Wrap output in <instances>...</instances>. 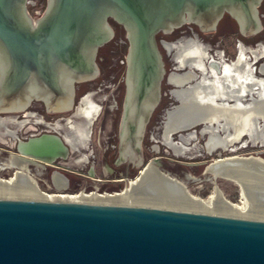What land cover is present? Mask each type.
<instances>
[{
    "label": "water",
    "instance_id": "water-1",
    "mask_svg": "<svg viewBox=\"0 0 264 264\" xmlns=\"http://www.w3.org/2000/svg\"><path fill=\"white\" fill-rule=\"evenodd\" d=\"M262 1L47 0L33 21L26 0H0V108L19 103L26 109L33 102L46 109L73 107L76 85L98 73L97 53L113 38V21L128 43L120 150L131 146L139 153L165 75L156 35L185 23L212 32L225 14L242 33L254 34ZM43 136L52 137L55 156L56 146L64 159L69 156L58 135L21 142ZM21 142L16 155H35L20 149ZM0 264H264V220L0 198Z\"/></svg>",
    "mask_w": 264,
    "mask_h": 264
},
{
    "label": "bare ground",
    "instance_id": "bare-ground-1",
    "mask_svg": "<svg viewBox=\"0 0 264 264\" xmlns=\"http://www.w3.org/2000/svg\"><path fill=\"white\" fill-rule=\"evenodd\" d=\"M163 46L177 68L187 71L174 72L168 78L176 87L171 94L178 105L166 111L162 133L153 140L177 158H193L199 149L208 155L215 154L217 158L205 167L203 179L190 173L180 178L164 170L159 158H152L120 192L49 195L41 191L30 174V166L41 174L44 166L38 160L50 165L55 160L64 161L68 156L64 159L57 146L54 155L55 148L49 142L52 137L43 136L30 143H22L18 139V131L29 124L45 126L56 133L65 128L61 138L69 151L86 149L91 127L100 113V105L93 100L95 93L89 92L81 98L73 115L63 124L59 121L49 124L32 111L24 109L23 104L0 108L11 111L5 116L0 115V142H4L5 137L10 138L11 141L21 142L20 149L25 148L35 154L11 153L3 158L0 150V171H14L10 178H0V198L139 205L264 220V158L222 156L234 153L247 143L264 146V62L258 68L261 76L254 74L253 64L254 61L264 60V42L252 47L239 45L237 55L231 61H226L221 51L211 52L209 46L195 36L172 43L164 42ZM72 108L71 105L64 110L53 107L48 108L47 112L62 113ZM15 113L24 114L17 117ZM197 127L200 129L196 130ZM174 135H177L176 139ZM198 136L206 137L201 148L197 144ZM152 150L157 153L159 147L153 146ZM87 161L88 154L81 151L75 164L83 166ZM118 161H129L139 166L141 154L131 146L122 147ZM105 171L110 169L105 168ZM217 178L228 180L238 187L239 203L225 198ZM53 180L58 190L66 189L67 180L62 174L54 173ZM202 181H208L213 186L205 199L193 195L188 188L189 183Z\"/></svg>",
    "mask_w": 264,
    "mask_h": 264
},
{
    "label": "rangeland",
    "instance_id": "rangeland-1",
    "mask_svg": "<svg viewBox=\"0 0 264 264\" xmlns=\"http://www.w3.org/2000/svg\"><path fill=\"white\" fill-rule=\"evenodd\" d=\"M46 6L47 0H26V10L33 21L39 19L44 14ZM260 13H264V11ZM233 29H235V27ZM113 31V38L105 45H103L98 51L99 61L97 65L99 68V72L94 78L82 84L85 85L86 91L87 89L90 90L89 92H95L97 89H100V91L93 96V100L97 104L103 106L100 117L94 123L93 136L91 141L88 142L89 148L86 152L84 151V153L88 154L89 162L87 164H83V166L76 165L73 162L77 159V157H79V155H77V153L70 152L66 160H58L53 164H50L49 166H45L42 169L41 174L36 173L35 168L33 166H30V174L34 177L39 189L46 194H77L79 192L89 193L93 191H96L100 194L120 192L126 187L127 183L130 180L134 179L138 175L142 166L152 158H159L164 170L180 178H182L186 173H190L195 177H200L203 179V172L205 167L217 158L216 155H207L201 149H199V152L195 153L193 158H177L173 156L169 151H167L166 148H164V146H162L159 142H155L153 140V137L158 139L162 133V126L163 121L165 120L164 118L166 111L178 105L176 100L169 95V90H172L173 87H170L166 84L167 75L165 74L161 82L159 99L160 102L154 109L149 122L145 127L143 135L144 138L141 151L144 158V164L141 167H134L132 169V165L126 162L121 166L123 167L124 172L122 182L114 183L112 181H105L107 180V178H111V176H105V174L107 175L108 173L105 172V168L107 167V165L106 163H104V157H102V149L105 145L110 146L111 144H114L111 139L113 134L116 133L117 130L116 119L122 114V104L126 92V88L124 87L123 94H121L119 90H117V87L119 84H123L125 86L128 43L125 37V32L121 27H118L117 30L113 28ZM194 32L197 33V30H194ZM186 36H190L189 33H187ZM237 36V34L231 33L225 36H215V34L203 35L199 33V39L204 45H208L212 51L224 50L226 56L229 59H233L236 55ZM258 40H264V37H262L261 39L259 38ZM158 48L162 56L165 72L167 74L170 71L174 72L172 68L173 66L175 67V65H172L169 57L166 56V53L161 49L159 44ZM255 68L257 71L258 64H255ZM181 72L183 71H179V73ZM255 75L259 76L257 72L255 73ZM82 97V95L75 96L73 108L62 113L55 114L47 112V109L41 102L31 103V105L26 108V110L32 111L37 117L43 118L45 122L49 124H54L57 120H59V123L63 124L65 119H68L74 113L75 108L78 106ZM15 114L23 115L24 113ZM100 127L102 130V141L101 145L98 146L96 144V140L98 139L97 132ZM196 130H199V128L197 127ZM65 131L66 129L64 128L60 131H57L58 133H56L45 126L29 124L18 131V139L22 142H26L30 138H37L44 134L58 135L61 137ZM108 137H110V140H108L107 143H103V141H105V139H107ZM205 139L206 137L198 136L197 144L199 148L204 145ZM243 140L247 142L246 138H243ZM3 141L4 142H0L1 157L6 158L11 153H17L16 148L18 141H11V139L7 137H5ZM156 145L159 147V151L157 153L152 150L153 146ZM233 155L255 156L264 158V147H259V145L252 146L251 144L247 143L245 147L236 150L234 153L222 154V156ZM112 168L113 166H111L110 169ZM56 171L62 173L69 180V185H67V188L65 190H58L56 188L55 182L53 180V176ZM13 172L14 171L12 169L2 170L0 171V178L8 179L13 175ZM130 172H133V175H125L126 173L129 174ZM95 179L101 181L98 182ZM217 183L227 200L233 203L240 202L239 189L234 183L220 178H217ZM212 187V184L208 181H202L200 183H189L188 185L189 191L193 195H197L203 199L207 198L210 195ZM225 216L237 217L235 215Z\"/></svg>",
    "mask_w": 264,
    "mask_h": 264
},
{
    "label": "flooded vegetation",
    "instance_id": "flooded-vegetation-1",
    "mask_svg": "<svg viewBox=\"0 0 264 264\" xmlns=\"http://www.w3.org/2000/svg\"><path fill=\"white\" fill-rule=\"evenodd\" d=\"M264 11V0L262 1V3L260 4V6L258 7V16H259V19H260V24H261V27L260 29L254 33V34H251V35H245L244 33H242L237 25V23L227 14H225L221 19L220 21L217 23V26H216V29L212 32H203V31H200L198 29L197 26L193 25V24H190V23H185L183 25H181L180 27L172 30L171 32L169 33H163V32H159L157 35H156V40H157V43L160 45L161 49L166 53L165 51V48L163 46V43L166 42V43H172V42H176L180 39H183V38H193L194 36L197 37L199 39V33L200 34H203V35H206V34H215V36L217 35H222V36H225L229 33L231 34H237V38H236V49L239 45H244L246 47H249V46H256L257 44H259L260 42H264V40H258L259 38L261 39L262 37H264V13H260ZM112 28H114L115 30H117V28L119 26H117L116 24H111ZM235 27V29H233ZM194 30L196 31L197 30V33L194 32ZM189 33L190 36H186V34ZM178 37V38H177ZM177 38V39H175ZM171 40H174V41H171ZM200 40V39H199ZM258 40V41H257ZM201 42V40H200ZM202 43V42H201ZM210 49V47H209ZM211 50V49H210ZM99 51V50H98ZM214 51H221L223 56H224V59L226 61H231L233 59H229L226 54H225V51L224 50H211V52H214ZM236 55H237V52H236ZM235 55V56H236ZM166 56L169 57V60L172 62V65L174 64L175 65V62L174 60L172 59V56L171 55H167L166 53ZM98 61H99V55L97 53V58H96V63L98 64ZM264 60H257V61H254V74L257 72L258 75H260L258 73V68L260 66L261 63H263ZM255 64H258V68H257V71H256V68H255ZM98 67V65H97ZM174 70V72L176 73H179V71H183L181 73H184L186 72L187 70L186 69H178L177 68V65H175V67L173 66L172 68ZM99 70V68H98ZM99 72V71H98ZM173 71L171 72H168V74L165 72V74L167 75L166 76V84L170 87H173L172 90L176 89V87L171 84L169 81H168V78L169 76L174 73ZM197 75H199V73H197ZM165 76V75H164ZM261 76V75H260ZM84 82L82 83H78L75 87V96H79V95H82L84 96L85 94L89 93L90 90L87 89L86 91V87L85 85H82ZM124 85L123 84H119L118 87H117V90H119V92L121 94H123V91H124ZM172 90H169V95L172 97V94H171V91ZM100 89H97L94 93L96 94L97 92H99ZM93 92V91H92ZM94 94V95H95ZM160 102V100H159ZM158 102V104H159ZM177 102V101H176ZM157 104V105H158ZM103 110V106L100 105V113L99 115L97 116V118L95 119L94 123L98 120V118L100 117V114ZM122 110H123V104H122ZM7 113H1L0 115L1 116H5ZM21 114V113H19ZM56 114V113H55ZM73 115V114H72ZM71 115V116H72ZM122 115V114H121ZM121 115L116 119V133L113 134L112 136V141L114 142V144H111L110 146L109 145H105L102 149V152H103V156L104 157V163H106L107 167L106 169H110L111 166H113L112 169H110V171H105L106 173H108L107 175L105 174L106 177L108 176H111V178H107V180L105 181H112L114 183H120L123 181V175H124V172H123V167H121L124 163L128 162L129 164L132 165V169L134 167H141L143 164H144V158H143V154H142V143H143V138H142V141L140 143V154H141V164L139 166H136L135 164L129 162V161H118V158H119V152H120V141H119V127L121 125ZM22 115H17V117H21ZM70 116V117H71ZM59 121V120H57ZM149 122V121H148ZM94 123L91 127V132H90V135H89V140L88 142L91 141L92 139V136H93V126H94ZM200 129V128H199ZM101 134H102V130H101V127L98 129V132H97V137L98 139L96 140V144L98 146L101 145ZM175 139L177 138L176 135L173 136ZM205 137V136H203ZM110 140V137H108L107 139H105V141H103V143H107V141ZM88 142H87V146H86V149H82L81 151H87L88 150ZM259 147H264V146H261L259 145ZM241 148V147H240ZM238 148V149H240ZM71 150V149H70ZM80 152H74V151H70L71 153H77V155H79ZM205 153V152H204ZM227 153V152H225ZM208 155V154H207ZM211 155H215V154H211ZM58 161V160H57ZM89 162V159L86 163L84 164H87ZM75 163V160L74 162ZM58 169V168H57ZM58 173H60L59 171H56ZM62 174V173H61ZM63 175V174H62ZM126 176L127 175H133V172H130L129 174H125ZM67 179V178H66ZM111 179V180H109ZM94 180V179H92ZM96 181L100 182L101 180H97L95 179ZM67 185H69V180L67 179Z\"/></svg>",
    "mask_w": 264,
    "mask_h": 264
},
{
    "label": "trees",
    "instance_id": "trees-1",
    "mask_svg": "<svg viewBox=\"0 0 264 264\" xmlns=\"http://www.w3.org/2000/svg\"><path fill=\"white\" fill-rule=\"evenodd\" d=\"M110 24H115L113 21H110ZM117 25V24H116ZM117 26H119V25H117ZM120 27V26H119Z\"/></svg>",
    "mask_w": 264,
    "mask_h": 264
}]
</instances>
